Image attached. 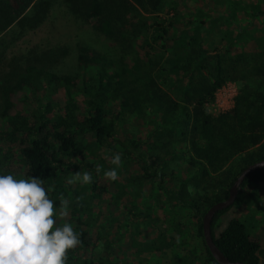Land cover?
<instances>
[{
  "label": "trees",
  "instance_id": "16d2710c",
  "mask_svg": "<svg viewBox=\"0 0 264 264\" xmlns=\"http://www.w3.org/2000/svg\"><path fill=\"white\" fill-rule=\"evenodd\" d=\"M211 4L233 12L219 19ZM58 8L101 42L15 47ZM253 26H264V0H0V172L44 180L54 206L69 201L57 221L80 243L66 264H141L124 246L153 232L145 264H162L165 249L171 264H218L202 217L264 160V34L246 49ZM168 73L179 78L175 96L163 88ZM228 82L237 86L232 107L209 113ZM79 171L91 181L68 184ZM247 186L249 218L264 224V168ZM231 207L212 219L215 246L231 262L264 264L257 229L240 216L222 220ZM159 221L175 224L178 239Z\"/></svg>",
  "mask_w": 264,
  "mask_h": 264
},
{
  "label": "clouds",
  "instance_id": "9594fccd",
  "mask_svg": "<svg viewBox=\"0 0 264 264\" xmlns=\"http://www.w3.org/2000/svg\"><path fill=\"white\" fill-rule=\"evenodd\" d=\"M119 162L120 155L115 154L112 163ZM105 175L117 177L115 169ZM90 181V174L81 171L67 179L70 185ZM50 191L38 177L0 172V264H66L67 251L80 238L71 223L57 221L68 215L69 201L61 197L54 206Z\"/></svg>",
  "mask_w": 264,
  "mask_h": 264
},
{
  "label": "rangeland",
  "instance_id": "374dc122",
  "mask_svg": "<svg viewBox=\"0 0 264 264\" xmlns=\"http://www.w3.org/2000/svg\"><path fill=\"white\" fill-rule=\"evenodd\" d=\"M234 2H246L247 0H232ZM209 10L215 12L214 16L221 19L223 15L233 9L230 6L222 5V4H211L209 5ZM84 30H76L74 29L70 19L65 15V13L60 9H55L47 19V21L40 26L35 31H28L22 36L18 41L16 48H24V47H31L34 45L39 46H47V45H55V44H68L69 46L82 44L83 42L91 43L93 39L102 40V38H98L90 34L83 32ZM264 34V26L257 27L253 26L251 28L250 36L246 39L245 48L250 50L253 48H257L258 44L256 42L257 39H261L262 35ZM19 45V46H18ZM73 61L69 60L65 63V67L69 70L70 66H72ZM64 68V67H63ZM64 68V69H66ZM168 77V81L164 84V90L172 93V95L177 94V90L179 88L177 76L173 74H166ZM233 89L237 90L236 84L230 83L229 85H225L224 88H221L215 93L214 102L210 103L207 106L208 111L212 113H218L222 110H228L231 108V98L233 97ZM1 172L8 173L6 168H2ZM252 188L250 186L245 187L243 190L239 192L238 198L235 200L233 207L222 216V220H229L230 218L236 216H240L242 220L245 221L246 226L249 230L254 231L261 238L262 242L264 243V224L259 223L258 218H249V213L246 210V206L244 204V200L246 196L250 193ZM257 191L264 196V189L257 188ZM161 207V206H160ZM261 213H264L261 212ZM156 214L158 216H162V210L158 209ZM248 216V217H247ZM177 225V224H176ZM262 229H259V227ZM157 227L162 228L163 230L169 233V236L173 237L174 239H178L179 232L178 227L173 225H164L161 221L157 222ZM258 227V228H257ZM156 236V232L153 233H140L134 234L129 239V244L124 246V249L130 250L134 252V260L137 263L145 264V262L149 258V252L144 249L143 245L147 241L151 240ZM185 241V240H183ZM186 242V241H185ZM260 257L264 258V247L259 253ZM161 263L162 264H171V252L169 249H165L164 252L160 255ZM179 264H185L184 260H179Z\"/></svg>",
  "mask_w": 264,
  "mask_h": 264
},
{
  "label": "water",
  "instance_id": "95a60500",
  "mask_svg": "<svg viewBox=\"0 0 264 264\" xmlns=\"http://www.w3.org/2000/svg\"><path fill=\"white\" fill-rule=\"evenodd\" d=\"M264 168V160L257 161L253 164L245 167L236 180L233 182L232 186L228 190L227 197L221 201L215 202L211 205L202 217V234L206 246L208 247L211 255L216 260L218 264H245L241 262H231L228 260L220 250L215 246L212 236H211V222L214 215L221 210L227 209L235 203V200L241 191V185L244 179L251 173L255 172L258 169Z\"/></svg>",
  "mask_w": 264,
  "mask_h": 264
},
{
  "label": "built area",
  "instance_id": "2783aa9c",
  "mask_svg": "<svg viewBox=\"0 0 264 264\" xmlns=\"http://www.w3.org/2000/svg\"><path fill=\"white\" fill-rule=\"evenodd\" d=\"M230 83H233V84H235L234 82H228V83H226V86L227 85H229ZM225 86V85H224ZM224 86L222 87V88H224ZM220 90V89H219ZM236 89H233V97L231 98V107H232V105H233V98L235 97V95H236ZM210 104H208L207 106H209ZM230 109V108H229ZM208 110V109H207ZM222 111H224V110H222ZM226 111V110H225ZM209 113H211V114H215V113H212V112H210V111H208ZM219 112H221V111H219Z\"/></svg>",
  "mask_w": 264,
  "mask_h": 264
},
{
  "label": "crops",
  "instance_id": "0c3cea01",
  "mask_svg": "<svg viewBox=\"0 0 264 264\" xmlns=\"http://www.w3.org/2000/svg\"><path fill=\"white\" fill-rule=\"evenodd\" d=\"M264 226V225H263Z\"/></svg>",
  "mask_w": 264,
  "mask_h": 264
}]
</instances>
